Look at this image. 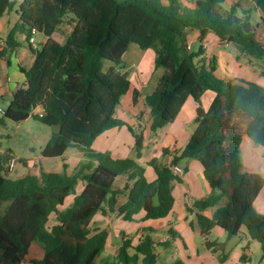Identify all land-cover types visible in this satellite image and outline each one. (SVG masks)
<instances>
[{"label":"trees","instance_id":"16d2710c","mask_svg":"<svg viewBox=\"0 0 264 264\" xmlns=\"http://www.w3.org/2000/svg\"><path fill=\"white\" fill-rule=\"evenodd\" d=\"M223 3L200 0L194 8H186L179 0H168L167 5L161 0H0V18L12 11L18 17L0 51L1 60L18 48L17 34H24L27 42L33 35L46 38L34 51L33 65L20 68L25 86L13 94L0 126L6 120L20 123L30 117L47 127L59 125L60 132L51 133L40 156L59 158L69 149L83 156L71 176L40 170L38 176L18 178L0 157V209L7 203L0 210V264H21L33 244L43 251L33 264H94L108 238L107 229L91 226L98 213L117 212L131 222L143 212L142 223L150 222L134 236L138 237L136 244L121 233L117 255L99 264H157V249L169 246L156 243L153 237L174 205L171 184L178 177L170 167L152 159L148 165L156 179L146 181L138 163L143 134L131 127L132 157L113 160L107 153L91 150L101 134L125 126L115 111L130 82L127 73L121 72L124 65L118 66L131 45L142 51L153 49L154 68L163 70L156 89L144 97L152 133L173 123L188 98L197 103L195 130L185 148L173 155L171 165L188 159L203 168L211 193L187 211L195 214L201 236L215 228L226 233V241H206V248L212 254L220 253L218 261L225 263L227 242L244 228L249 239L259 244L264 260V216H256L253 210L264 178L246 171L239 156L243 137L264 148V89L239 79L218 78L216 60L208 59L203 47L212 33L223 43L240 46L248 58L264 60V0H255L262 16L253 25L248 18L237 16V4L226 9ZM63 24L71 30L60 43L53 35ZM188 30L198 32L193 49ZM106 63L116 68L105 70ZM207 91L214 97L204 111L200 99ZM137 95L134 90V103ZM36 108L41 109L39 116L33 115ZM17 162L25 164L21 159ZM78 181L83 182V190L64 210ZM120 194L127 201L116 210ZM208 209L212 210L210 217L202 214ZM53 214L57 224L47 233L44 228Z\"/></svg>","mask_w":264,"mask_h":264},{"label":"crops","instance_id":"0c3cea01","mask_svg":"<svg viewBox=\"0 0 264 264\" xmlns=\"http://www.w3.org/2000/svg\"><path fill=\"white\" fill-rule=\"evenodd\" d=\"M197 1L200 0H185V2L184 0H179V2L186 8H194ZM161 2L164 5L168 4V0H161ZM236 4L238 5L236 10L238 17L248 18L249 20H252L254 24L261 18L262 12L257 7L255 0H224L222 6L226 9H229ZM17 21L18 17L15 11L6 13L0 18V51L6 47L5 43L7 35L14 28ZM55 34L53 35L54 39ZM197 36V31H187L188 42L191 40L195 41ZM36 39L40 44L46 41V38L42 35H37ZM207 39L208 42H206ZM15 40L19 45L18 48L12 52H9L5 60L0 59V109L2 111L5 110L10 104L13 94L25 86V77L20 68H30L35 61L34 50L28 44L26 36L24 34H17ZM203 47L205 49V56L208 59L214 58L216 60L215 75L218 78L223 80L239 79L254 83L256 85L259 84L264 88V60H252L248 58L244 55L240 46L234 44H223L214 34L212 36V33L207 35L203 43ZM136 50L138 52V49ZM125 54L123 58L125 57ZM155 56L152 58V67L154 66ZM136 65L140 64L137 63ZM110 67L115 66L110 63H106L104 69L106 70ZM124 67L125 68L121 70V72L128 74L127 69L130 70V68L126 67V65H124ZM153 69H150V72L146 75L138 70L136 73L134 72L133 76H136V82L133 88L130 86L128 90V92L131 90V99L128 102H125L124 105L119 104L116 107L115 117L116 119L122 121L125 126L108 130L97 137V139L93 142L94 144L99 138H104L105 146L103 151H109L108 153L113 160L124 159L133 156L134 140L128 131V127H131L137 132H141L143 134L144 140L142 156L139 162L142 161L145 165V167H143L144 177L147 182H153L156 179V175L152 167L148 165L149 161L152 159H157L163 165L171 167L173 155L179 154L185 148L191 134L195 130L193 120L195 118L197 109V103L193 99L188 98L173 123L166 125L155 133H152L149 129V109L144 103V97L151 94L156 89L159 78L163 74L162 69ZM134 90L137 91L138 94L135 103L133 102L132 98V93ZM213 97L214 93L211 91L205 92L201 97V106L204 111L208 110ZM40 113V108H36L33 111L34 116H39ZM50 137L45 142V145L49 141ZM242 143L249 147L251 151H257L256 147H253L252 142L247 137H243L241 144ZM261 150V152H258V154H260L256 158V163L254 162L258 171H264V161L262 160L264 158V148ZM164 151L166 152L164 153ZM67 152H70L71 154L76 155L83 160V156L74 149L67 150L62 157L52 159L35 156L33 159L29 160L20 158L18 156L14 157L11 152L10 157L24 161L25 164L19 163L24 170V174L21 177L26 175L38 176L39 171L43 170L42 164L44 161L66 159L65 156ZM8 156L9 154L6 152H3V155L0 154V157L4 159V161ZM250 165L251 164H249V166L243 165V167L248 172L256 171L253 170L255 168L250 167ZM177 166L182 168L183 174L178 177V180L173 181L171 184L172 196L174 198L172 212L167 218L159 222L153 237L154 241L160 245L166 243L169 244L167 248L157 249V264L175 263L172 262L174 260L171 254L168 255L167 259L165 258V253L171 247H175L177 250L178 260L183 264H220L217 256H214V254H212L211 251L206 248L205 243L206 241L219 242L216 237L221 236L219 231L222 230L215 228L208 236H201L196 225L195 214L187 211V208H191L195 201L206 198L211 193V188L203 175V168L198 161L188 159L180 160ZM17 173L18 171L14 168L12 175L16 176ZM122 186L123 180L121 179L119 180V187L121 188ZM83 187L84 184L82 185L81 191L83 190ZM126 201L127 198L125 195H118L116 197L115 209L117 210L119 207L124 205ZM255 204H257V207L260 209L261 214L264 215V187L254 201L253 207ZM202 214L210 217L212 210L208 209ZM143 217L144 213L140 212L133 217V221L127 222L124 221L123 217L119 216L117 212H108L105 215L98 213L95 215L92 220V228L107 229L108 231V238L106 240L105 250L103 252L105 254L104 258L114 257L117 255L121 244V233H124L125 238L132 239L133 244L137 243L138 237L134 236L138 230L143 225H150V222L142 223ZM53 218L55 223H52ZM49 221L51 223L50 228L55 226L57 224L56 215H51ZM171 233L173 235H171ZM240 235L246 239L248 245L250 243V239L247 236L246 230L244 228L241 229V232L238 236ZM223 236H225L224 241H226V233ZM180 241L184 248L183 254L180 252L179 245H177V242ZM195 242L197 243L195 244ZM32 246L33 248H36V251H42V247L40 245ZM33 250L30 248L29 254ZM248 251L249 250L246 247V251L242 250L241 253L238 254L237 258L242 261V264H253L252 258L248 254ZM261 254L262 253L260 250L258 252L257 264H264V260H261ZM227 262L228 260H226L223 264H227Z\"/></svg>","mask_w":264,"mask_h":264},{"label":"rangeland","instance_id":"374dc122","mask_svg":"<svg viewBox=\"0 0 264 264\" xmlns=\"http://www.w3.org/2000/svg\"><path fill=\"white\" fill-rule=\"evenodd\" d=\"M249 23L251 25L254 24L252 20H249ZM70 30L71 27L69 25L63 24L60 28V31L55 34V39L58 40L59 42H62L64 40V37L69 33ZM197 37L195 41L191 40L189 42V45L190 47H192V49L195 48L197 45ZM206 42H208V39L206 40ZM223 44H227V43H223ZM130 47L131 48L126 52L125 57L122 60L123 64H121L118 67H123V65H126V67L130 68V70L127 69L128 72L127 78L130 82L131 88H133L136 82V76H133L134 72L136 73L138 70L141 71L144 75L148 74L150 72V69L154 68V66L152 67L153 65L152 58L155 56V53L153 49L142 51L139 50V48H135L137 47L136 45H131ZM136 49H138V52ZM137 63L140 65H136ZM257 85L261 87V85L259 84ZM130 99H131V90L127 93L126 96L122 97L120 105H124V103L128 102ZM238 129L239 131H242L243 129V125H241V122L238 123ZM50 135H51L50 127H47L46 125L40 123L34 118L30 117L26 121L20 123H15L6 120L4 124L0 126V154L3 155V152L8 153L10 151L14 157L18 156L20 158H25L29 160L33 159L35 156L40 157V152L44 148L45 142L50 137ZM104 143H105L104 138H99L93 144V146H91V150L97 153L106 152L107 154H109L108 153L109 151H103L104 150L103 148L105 146ZM252 145L253 147H256L257 151H251V149L247 147L244 143L241 144V147L239 148V156L241 163L246 166H249V164H251L250 167H254L255 169L253 170L256 171H250V172L251 173L253 172L254 174H258L264 178V171H258L255 166L256 164H254V162L256 163L257 156H259L260 154V153L258 154V152H261L262 148L253 143ZM65 158L66 159L44 161L42 164V169H43L42 171L45 173H57L61 175L71 176L74 173V170L78 168V164L81 163L83 160L80 157L71 154L70 152H67ZM262 160L264 161V158ZM138 163L140 166L145 167L142 161L141 162L138 161ZM15 170H17L18 173L16 176L13 177L18 178L23 176L24 170L20 164L16 165ZM82 185L83 182L78 181V183L74 188V191L65 200L64 210L73 204L74 198L80 194ZM6 206L7 203H4L2 206V210L1 209L0 210L3 211V209ZM253 210L256 216L258 217L264 216L261 214V211L257 207V204H255V206L253 207ZM52 223H55L54 218L52 220ZM50 225H51L50 221H48L47 224L45 225L44 229L47 233H50ZM219 233H221V236H217L216 238L219 242H222L225 240V236H223L225 232L219 231ZM196 243L197 242H195V244ZM33 245L38 246V244H33ZM177 245H179L180 252L183 254L184 248L181 241L177 242ZM246 247L249 250L248 254L252 258L253 264H257L258 252L260 251L259 244L255 241L250 240V243L247 245L246 239L241 235L232 238L226 245L225 253L228 256L227 264H242V261L237 257L242 250L246 251ZM31 249L34 250L21 261V264H33V261L36 262L41 259L43 252L36 251V248H33V246H31ZM169 254L173 256L174 261L172 262L177 261L179 263H182L178 260L177 250L175 249V247H171L165 253L166 259ZM218 254H214V256H217ZM104 256L105 254L103 253L98 259L95 260L94 264H99V261L103 259Z\"/></svg>","mask_w":264,"mask_h":264},{"label":"built area","instance_id":"2783aa9c","mask_svg":"<svg viewBox=\"0 0 264 264\" xmlns=\"http://www.w3.org/2000/svg\"><path fill=\"white\" fill-rule=\"evenodd\" d=\"M37 35H33L32 37H30L28 39V43L31 46V48L36 51L37 49H39L40 47V43L37 41L36 39ZM2 110L0 109V113L2 114ZM18 159L14 158V157H10L8 156L7 158H5L4 161V167L9 171L12 172L14 170V168L16 167V165L18 164L17 162ZM171 173L173 176L175 177H179L183 174V170L181 167L177 166V165H173L170 167Z\"/></svg>","mask_w":264,"mask_h":264},{"label":"water","instance_id":"95a60500","mask_svg":"<svg viewBox=\"0 0 264 264\" xmlns=\"http://www.w3.org/2000/svg\"><path fill=\"white\" fill-rule=\"evenodd\" d=\"M51 133L58 134L60 132V126L59 125H53L50 127Z\"/></svg>","mask_w":264,"mask_h":264}]
</instances>
